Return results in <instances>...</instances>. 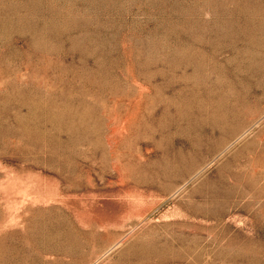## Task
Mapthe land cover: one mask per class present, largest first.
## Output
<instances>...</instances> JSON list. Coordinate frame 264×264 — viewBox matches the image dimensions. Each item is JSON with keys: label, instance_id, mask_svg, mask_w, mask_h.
I'll return each instance as SVG.
<instances>
[{"label": "rangeland", "instance_id": "obj_1", "mask_svg": "<svg viewBox=\"0 0 264 264\" xmlns=\"http://www.w3.org/2000/svg\"><path fill=\"white\" fill-rule=\"evenodd\" d=\"M0 264H264V0H0Z\"/></svg>", "mask_w": 264, "mask_h": 264}]
</instances>
